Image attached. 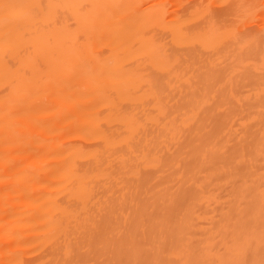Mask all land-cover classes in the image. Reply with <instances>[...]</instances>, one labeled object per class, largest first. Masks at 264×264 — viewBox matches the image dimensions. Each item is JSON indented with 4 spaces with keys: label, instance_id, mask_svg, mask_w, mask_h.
Returning <instances> with one entry per match:
<instances>
[{
    "label": "bare ground",
    "instance_id": "6f19581e",
    "mask_svg": "<svg viewBox=\"0 0 264 264\" xmlns=\"http://www.w3.org/2000/svg\"><path fill=\"white\" fill-rule=\"evenodd\" d=\"M187 3L0 0V264H264L259 3Z\"/></svg>",
    "mask_w": 264,
    "mask_h": 264
},
{
    "label": "rangeland",
    "instance_id": "374dc122",
    "mask_svg": "<svg viewBox=\"0 0 264 264\" xmlns=\"http://www.w3.org/2000/svg\"><path fill=\"white\" fill-rule=\"evenodd\" d=\"M166 4L168 5V7L170 8L171 12H177L179 10L183 9V3L185 5H189V3L187 2H196L197 0H165ZM205 1H210V0H205ZM248 1H252V2H258L259 6L258 8H256V10L254 11V13L252 15H249L247 17L244 18V20L239 22V25L247 27V28H257L258 29H262L264 27V0H248ZM187 4H186V3ZM191 4V3H190ZM228 4L227 2H221V3H213L211 4V11H217V12H222L225 9H227ZM256 30V29H255ZM22 156V155H21ZM4 173L6 174V183H8V180L10 179V174H11V170H8L6 168H3ZM9 242H11L10 240H1L0 241V247H6ZM1 261V260H0ZM1 263V262H0Z\"/></svg>",
    "mask_w": 264,
    "mask_h": 264
}]
</instances>
